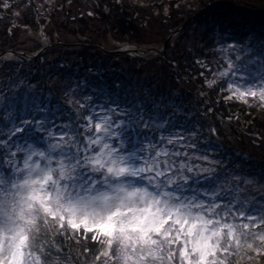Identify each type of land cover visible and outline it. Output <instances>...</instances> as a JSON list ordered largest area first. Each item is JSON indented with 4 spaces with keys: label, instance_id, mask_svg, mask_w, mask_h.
I'll return each mask as SVG.
<instances>
[{
    "label": "trees",
    "instance_id": "obj_1",
    "mask_svg": "<svg viewBox=\"0 0 264 264\" xmlns=\"http://www.w3.org/2000/svg\"><path fill=\"white\" fill-rule=\"evenodd\" d=\"M40 1L46 2V0H0V82L3 83L0 86V94L6 88H13L5 95V97L9 96L11 103L3 98L4 101L0 105V142H5L6 147L17 151V149L33 148L25 144L28 140H33L36 148L40 150L44 144L45 120H47V122L53 121L51 132L61 129L72 134L73 139L70 143L61 142L57 138L54 144H68L75 151L84 145L82 140L85 137L94 134V129H89L90 120L92 124L101 122L100 118L109 115L108 113L113 110L112 117L119 123L121 120H126L124 113L142 112L151 124L150 128L141 126L140 129L142 135L138 147L146 150L144 154L147 155V150L153 149V146L154 150L166 149L170 154L179 153V155H170L161 159L174 161L177 167L180 163H185L194 169L192 173L184 171L185 176L192 177L196 181V183L192 180L188 181L189 187L184 192L185 197L205 204L218 205L217 211L229 223H249L244 221L245 219L241 220L239 215L240 213L246 215V211L250 209L248 202L250 206L253 205L264 211V204L259 205L256 190L252 185H248L250 178L254 182L264 181V106H261L258 99L252 97H247V103L235 97L228 99L231 95L230 83L246 87L249 86L247 80L257 78L264 73V46L262 52H256L259 59L245 60L243 57L255 53L264 39V31L261 33L259 29L253 33L254 36L259 37V42H247L248 34L245 31L255 24L256 16L248 14L251 13L248 10L263 8L264 0H190V3L187 0L174 1L178 2L177 5L180 7L176 16L180 17L183 14L184 18L177 26L178 31L168 42V52H165L167 54H170V50L178 54L175 49L179 47L180 36L186 34L187 38H191L190 25L192 23L198 25L202 14L210 15L211 11H217L213 10L214 6L218 8L222 6L221 8L226 11H235L234 5L239 8L240 19L244 21L240 22L239 17L230 19L227 11L221 13L223 19L218 28L225 31L221 42L231 35L234 41L242 45L229 61L233 66H239L236 69L237 73L249 74L243 79L231 74L222 77L220 73L228 70L229 62L221 64L220 58L216 64L227 68L215 67L216 75L212 69L214 64L211 65L212 68L210 63L209 67H203V62H210L209 52L214 53L221 43L210 42L216 38H211L212 33L208 31H203L200 39L193 42L197 48L186 45V48L180 52L179 58H175L174 63H180V66L176 65L173 69L164 72L159 71L154 65V70L149 68L150 71L146 73L134 74V77L126 75L118 60L121 58L131 60L132 56L127 53L128 56L124 57V53H120L118 48L122 45L109 47L102 40L94 41L89 33L92 35L101 30L105 33L107 30L109 34L113 33L116 40H123L121 37L132 32L133 27L130 24L137 19L129 13V9L134 7L136 9L134 14L141 15V9L152 10L150 0H59V2L53 1L52 4L46 2L41 11L47 19H43V25H40L45 32L39 30L41 28L38 26L39 23L35 24L39 41L45 42L41 46L42 49L35 52L37 54L27 51L36 56H28L24 54L25 48L17 46L15 38L19 28L27 29L32 24L22 23L18 19L19 25H16L14 21L19 14L14 12L21 8L24 15L31 16L32 23L37 22ZM174 2L171 1L168 7H164L166 12L160 11L161 17L163 13H166V16L173 13L171 9ZM260 2L263 5H260ZM71 5L73 7H69ZM193 5L198 7L187 12L188 6ZM185 6L187 8H184ZM151 14L148 11L143 13L142 19L146 26ZM125 15L131 16V21H125ZM78 22L80 25L77 24ZM72 28H78L81 34L79 35ZM54 30L69 31L72 35H76V40H61L63 34H60L61 38L52 42L47 41L48 34ZM110 40L112 42L115 39ZM134 43L137 46L146 44L140 40ZM122 44H125V41ZM7 50H11L13 54L7 53ZM52 53L53 55L50 56ZM98 54L112 61H104L98 58ZM164 54L153 56L158 66L163 67L159 61L166 65V61L161 57ZM10 55L12 57H9ZM137 56L145 63L155 61L150 59L151 54L134 55L135 58ZM35 59L36 61L33 62ZM257 60H259L258 69L247 68L249 62ZM186 68L189 71L186 72ZM209 73L213 76L212 81H215L211 86L206 84ZM68 75L79 79L76 83L85 99L82 109L67 103L68 93L62 92L60 86L52 80L54 78L62 83L63 78ZM256 82L264 83L259 80ZM79 84L83 86V90ZM21 89L34 95L23 98L20 94ZM67 91L72 93L70 89ZM39 95L44 103L49 102V104H41L42 102L38 100ZM25 121L28 123L25 124ZM41 124L43 128L40 127ZM16 127H23L24 131L17 133ZM83 130L87 133L85 137ZM50 138L52 139V135ZM169 139L174 142L169 144ZM67 150L66 148L65 151ZM23 155V151H17V155L12 157V163L19 165ZM8 159V156H4L5 161ZM248 191H251V196L256 198L255 200L247 198ZM51 233L46 237L52 236L55 231ZM59 236L72 244L89 245L93 242L90 237L85 240L71 234L70 230H67L65 235ZM43 237L45 236L42 235L40 239L42 240Z\"/></svg>",
    "mask_w": 264,
    "mask_h": 264
},
{
    "label": "snow or ice",
    "instance_id": "obj_2",
    "mask_svg": "<svg viewBox=\"0 0 264 264\" xmlns=\"http://www.w3.org/2000/svg\"><path fill=\"white\" fill-rule=\"evenodd\" d=\"M237 68L229 63L220 75H249ZM257 80L264 82V73L247 80L246 87L230 83L228 99L247 103L252 97L264 106V83ZM123 115L126 120L119 123L112 115L95 124L90 120L94 134L75 151L62 143L48 152L17 149L24 151L22 166L12 163L17 151L0 142V264H58L51 257L60 249L40 239L54 229L101 245L96 260L103 258L102 264H229L242 238L264 225V216L257 222L256 215L245 213L240 218L250 223H229L218 205L185 197L188 181H196L184 171L194 169L161 159L179 155L166 149L153 146L145 155L138 147L140 129L151 124L142 112ZM252 235L264 241V233Z\"/></svg>",
    "mask_w": 264,
    "mask_h": 264
},
{
    "label": "rangeland",
    "instance_id": "obj_3",
    "mask_svg": "<svg viewBox=\"0 0 264 264\" xmlns=\"http://www.w3.org/2000/svg\"><path fill=\"white\" fill-rule=\"evenodd\" d=\"M53 1L55 2H59V0H46L47 4H52ZM171 1H176V0H150L149 4L151 6L152 10H145V9H141V15L139 14H134L135 12V8L132 7V9H129V13H132L134 17H136L137 19L136 22L131 23L130 26H132V32L130 31L129 34H125L124 37H121L123 40H116V37L113 36V33L109 34L107 30H105L104 28H102L103 30H105V33H103V31L101 30L98 33L95 34H90L89 36L92 37V39H94V41H99L102 40L105 44H108L109 47H116V46H120L122 45L121 48H118V50H120V53H124V57L128 56V54H130L132 56L133 59L131 60H127L125 58H121L120 60H118L119 65L122 67V69L124 70V73L126 75H140L141 73H146L149 70V68H151L152 70H154L153 66L155 65L156 67H158L159 71H168L174 68V66L178 65L180 66V63H174L175 58L178 57L180 55V52L183 51L186 48V45H188L191 48H197V46L194 45V41H198L200 39V35L203 33V31H208L210 33H212L211 38L215 37V40H211L210 42H221L220 40L223 38V34H224V30L223 29H219L218 26H220L221 20L223 19V16L221 13H226L229 10H225L224 8H221L222 6H220V8L214 6L213 10H217V11H211V14L209 15L208 13H204L202 14V17H200V22L197 24H191L190 25V37L191 38H187V35L184 34L183 36H180V38L178 39L179 42V47L176 48L175 50L178 52V54H174L171 50H170V54H167L165 52H168V42L171 40V38L174 36L175 32L178 31V24L182 23V20L184 18V15L182 14L180 17L176 16V12L180 9L178 2H174V4L172 5V11L173 13H171V15L166 16V13H163V17H161L159 14L160 11L162 12H166V9H164V7H168L169 6V2ZM178 1V0H177ZM44 2V3H46ZM188 3H190V0H187ZM38 3V2H37ZM43 1H40L38 3V13H37V22L33 23L31 22V16L27 17L26 15H24L25 13H22V9L18 8L14 13H18V18L17 20H15V24L19 25L17 22L18 19L19 21H21L22 23H30L32 24L30 27H28L27 29H21L19 28L18 32L16 33V44L19 48H25L26 52H24V54H27L28 56H36L35 53L37 50H41L42 49V44L45 41H39V36L37 34V30L35 27V24L39 23L38 26L43 25V19H47V17L42 13L41 10H43ZM77 3V2H75ZM257 3V1H256ZM259 5V3H257ZM78 5V3H77ZM188 5V4H187ZM260 5H263L262 2H260ZM75 6V5H74ZM69 7H73L72 5ZM195 8L198 7V5H193V6H188V9L186 10L191 11ZM184 8H187V6H185ZM235 11H229L228 12V16L231 17L230 19H234L235 17H239V21L242 22L244 20H241V16H240V12H239V8L234 5ZM225 10V11H224ZM150 12L151 17L149 18L148 21V25H145L144 19L143 18V13L145 12ZM251 13V15H255L256 17H254V22L255 24L252 25V27H249L247 30L245 29L246 33L248 34L246 40L247 42H251V43H258L259 42V37H256L253 35V33L257 30H261V33L264 31V7L263 8H253L252 10H248ZM210 13V12H209ZM207 15L209 17H207ZM132 17L129 15H125L124 16V20L125 21H131ZM253 20V18H252ZM189 22V20H188ZM79 24V22L77 23ZM190 24V22H189ZM80 25V24H79ZM20 27V26H19ZM41 28L39 30H41L42 32H45L44 29H42V26H40ZM255 27V28H254ZM173 28H175V30H173ZM56 29V28H55ZM75 32H78L79 35L81 34L80 30L78 28H72ZM49 31L51 30L50 28L48 29ZM41 32V33H42ZM60 32V33H59ZM57 31L55 32L52 31L50 34H48V39L47 41L52 42L54 39H59L61 38L60 34L62 35L61 40L67 39V41H75L76 40V35L75 34H71L69 31ZM108 33V34H107ZM106 34V35H105ZM203 35V34H202ZM231 35H229L227 37V39H225L223 42L220 43V45L218 46V48L213 52H209L208 55V59L210 62H203L202 65L203 67L208 66L209 67V63H210V67L212 68V64H214L213 68L214 69V75H216V68H227V66L224 65H219L216 64V61H220L219 58L222 60L221 64H225L227 62L230 63V59L232 58V56L234 55V52L236 50H240V46H242L241 44L239 45L238 42L234 41L233 38L231 37ZM254 37V39H253ZM193 38V39H192ZM110 39H115L111 42ZM136 40H140L141 42H145L146 44H144L143 46H137V44H135L134 42ZM125 41V44H122ZM132 43V44H131ZM264 39L263 41L260 43V47L259 49H257L255 51V53H249L243 57H245V60L249 58V60H254V59H259L258 56V52H262V48L264 46ZM130 45V46H128ZM193 45V47H192ZM250 45V44H249ZM128 46V47H127ZM248 47L247 45H243ZM125 47V48H124ZM173 48L174 47H170ZM126 49V50H124ZM34 52L33 54H30L28 52ZM9 54H13V52H11V50H7L6 51ZM257 52V53H256ZM53 53H57V52H53ZM53 53L50 55L52 56ZM141 55V54H146L147 56H149V54H151L152 58L150 59H154L153 56L156 55H160L161 53H165L164 56H161L163 58L164 61H166V65L164 66L163 64H161V62L159 61V64L162 65L158 66L157 65V60L153 61V62H149V63H145L144 61H142V59H140L138 56L135 58L134 55ZM9 57H12L11 55ZM104 57V58H103ZM98 58H102L104 59V61L110 62L112 61V59L110 60L108 57L103 56L102 54H98ZM212 60V61H211ZM35 60H33V62H35ZM214 62V63H213ZM148 64H150L148 66ZM219 65V66H218ZM247 68L251 67H255V69H258L259 66V60L257 61H251L249 62L247 65ZM139 68V69H138ZM142 70V72H141ZM186 72L189 71V69L186 68L185 70ZM193 72V71H192ZM212 72V71H211ZM140 73V74H139ZM174 73V71H173ZM183 73V72H181ZM56 75V74H54ZM66 75V74H65ZM172 75V74H171ZM174 76V75H173ZM202 78V75H201ZM53 82L55 84H57L58 86H60V90L62 92H67L69 97L67 98V103L69 104H74L77 105L78 109H82L83 105H84V100L81 94L80 89L77 86L76 81H78L79 79H76L74 77H72L71 75L65 76L63 78L62 83L59 81H56L54 78H52ZM213 80V76L209 73L208 74V78L206 80V84H209V81ZM3 83L0 82V86ZM80 88H82L83 90V86H81L79 84ZM72 88H74V90H72ZM70 89L72 91V93L70 94L67 90ZM13 90V88H6L5 91L0 94V105L3 103L4 99H6L8 101V103H11V100L9 99V96L5 95L9 92ZM28 90V89H27ZM20 94H22V97H28V96H32L34 95V93H29L24 89L20 90ZM4 98V99H3ZM38 100L40 102H42L41 104H49V102L44 103L40 97V95L38 96ZM51 108V107H50ZM113 110H111L108 114L112 115ZM53 121L51 122H47L45 123V130H44V144H42V148L40 149L41 151H45L48 152L50 149V145L55 143V139L59 138L61 135H64V140L61 142H71L72 141V134L67 132L66 130H57L54 132H51V130L53 129L52 126ZM38 129V128H37ZM52 133V134H51ZM52 135V139L50 138V135ZM83 134L84 137L87 135V133L83 130ZM49 136V139H47V137ZM69 137H71V139H69ZM86 138V137H85ZM82 140V142L84 143V145L86 144V140ZM54 141V142H53ZM35 141L33 140H28L25 144L29 146H32L33 148L31 149H35L38 150L36 148V145L34 143ZM83 145V146H84ZM82 146V147H83ZM81 147V148H82ZM29 149V150H31ZM39 150V151H40ZM24 151H27V149H24ZM23 151V152H24ZM34 159H36L34 157ZM21 163L19 164V166H22V158H21ZM248 185H252L254 187V189L257 192V197L259 198V205L261 206L262 204H264V181H260V182H254L252 178L249 179V183ZM249 187V186H248ZM247 198L250 200H255L256 198L251 196V191H248L247 193ZM250 209H248V211H246V215L252 214V215H256L257 216V222L259 221V219L264 216V211H262V209H258L255 208L253 205L250 206V203L248 202L247 204ZM244 221H248V220H244ZM249 222V221H248ZM250 223V222H249ZM53 231H55V233L52 236L49 237H43L41 241H44L45 239L49 242V243H54L59 249H60V254L57 255L55 248L53 249L52 252V257L51 259L53 261H58V264H102L103 258H101V261L98 262L96 260V256L98 254L99 251L102 250L101 245H98L95 242H91L89 245H82V244H75V243H69L68 241L63 240L58 234H56V230L54 229ZM252 233H255L257 236L264 233V225H260L258 228L255 229H251V232L249 233V235L251 236H247L245 238H242V248L239 249L238 253L236 255L230 256L228 257V261L229 264H264V241H261L259 239L256 238V236L252 235ZM52 234V233H51ZM250 243L252 244V248H247L246 244ZM85 249H88V251H85Z\"/></svg>",
    "mask_w": 264,
    "mask_h": 264
}]
</instances>
